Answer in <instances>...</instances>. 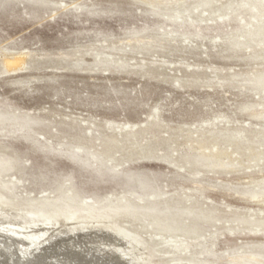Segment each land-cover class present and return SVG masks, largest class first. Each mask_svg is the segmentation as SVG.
<instances>
[{
    "label": "rangeland",
    "instance_id": "rangeland-1",
    "mask_svg": "<svg viewBox=\"0 0 264 264\" xmlns=\"http://www.w3.org/2000/svg\"><path fill=\"white\" fill-rule=\"evenodd\" d=\"M149 1L0 0L11 193L113 207L101 226L140 231L151 264L264 256V203L252 197H264V0H151L160 12ZM15 56L25 68L5 73ZM230 140L242 154L218 159L236 167L210 170L199 150ZM42 227L21 233L31 251L51 244L35 238ZM84 232L62 236L51 260L74 250L108 264L124 247Z\"/></svg>",
    "mask_w": 264,
    "mask_h": 264
},
{
    "label": "bare ground",
    "instance_id": "bare-ground-1",
    "mask_svg": "<svg viewBox=\"0 0 264 264\" xmlns=\"http://www.w3.org/2000/svg\"><path fill=\"white\" fill-rule=\"evenodd\" d=\"M149 3L153 6V9L155 11H157V12L162 11V8L160 7V5L162 4L161 1L160 2H154V1L150 0ZM238 45H240V44H238ZM25 64H26V61L22 57L15 56L13 60H10L8 58V60L6 62L5 73L6 72L10 73V71L12 72V71H18L20 69H23V68H25ZM258 84H264V75L261 77H258ZM256 116L260 117L261 119H264V111L258 112L256 114ZM1 121H2V119L0 117V122ZM118 128H120V126H118ZM239 143L240 142H238V141L234 142V141L230 140V142H228V144H227L228 147L226 146L225 148H222L219 146L218 142H212L211 145L203 147L204 149H206L207 152L199 150L198 154L204 155L205 160H207V162H206L207 166L210 168V170L228 172L229 170L234 169L236 166H234L233 164L222 162L218 158L220 156H222V154H224L226 157H228V155H230L232 157L234 155H236V156L241 155L242 153L239 151V148L234 149V147H233V144L239 146ZM250 154L251 155H255V154L257 155L259 153H256L254 150H251ZM7 156L8 157H1L0 156V237H3V238H5V240L8 241V242H4L0 239V252H1L0 253V264H19V263L14 262L15 251H16V253L20 254L19 256L24 255L26 253L31 254L32 253L31 249L33 247L30 249V246H28L27 243H24L25 242L24 237H26V236L23 235L24 236L23 237L21 233L25 229H28V228L31 229V227L33 229V227H35V226L38 227L39 225L43 226L44 228H48V229L51 228L52 232H47V230H48L47 229L46 231H43L41 233V235H39L37 233V236L38 235L39 236L35 237V238H37L38 241L40 238L43 241H47V240L50 241L52 238H54V237L56 238L57 236H60V234H63L66 236L69 234L70 236H73L74 234H77L80 230L84 232L86 230L96 229L99 232H103V233L108 234L109 236H112L116 240V241H114V243L119 242V244H120V242H121V244H123V246H124L123 248L120 246L114 245V247L111 248L110 250L113 252V254L118 256V258L120 260H122L125 264H151L148 262V258H149L150 254L146 248L147 243L145 244V242L142 240V238L140 236V231H138V230L134 231L131 229H127L125 227L123 228V230L122 229L121 230H113V229H109L105 226H101L100 223L102 220L103 221L104 220L111 221L114 219V216L117 214L118 211L113 210L112 209L113 207H108V208L97 207V205H96L97 202L88 201L87 199L84 200L82 202V205H80V206H75L74 204L69 203L67 201L62 202L59 199V197H57L55 199L28 198L24 201L16 200V197L12 195L11 190H10V186L14 183V181L12 178L7 179V177H9L11 175V172L15 168H14V164L12 162L11 156L10 155H7ZM235 160L238 162V164L242 163V161L240 159H238V157H236ZM263 187H264V183H263ZM252 197H254V200L264 203V197L262 199V198H260L261 196L256 195V194L253 195ZM127 205H129V204H127ZM127 205L125 207H123V209H125V211H127V209H129V206H127ZM263 222H264V217H263ZM252 231L258 232V233L260 232V230H257V229H252ZM32 232H35V230ZM32 232H31V234H32ZM34 234L36 235V233H34ZM133 234L135 237H133ZM150 234L153 237L157 233L151 232ZM85 235H87V233ZM29 236H31L30 231H29ZM32 237H34V236H32ZM89 238H91V237H89ZM37 239H35V240H37ZM90 240H92V239H90ZM28 241H26V242H28ZM80 241L78 240L77 242H80ZM40 242H38V243H40ZM42 242H41V244L43 245ZM112 242H113V240H112ZM33 243H35V242L33 241ZM89 243H91V241ZM29 244H31V243H29ZM67 244H69V243H67ZM73 244H74V242H73ZM86 244H87V241H86ZM99 244H101V243H99ZM70 246L71 245L69 244V249H70ZM43 247H44V245H43ZM43 247H41L42 249H39L38 247H36L37 250L39 249V251H37V252H40V253L38 255L39 257L37 255L32 256V258H33V259H31L32 264H46V263L50 264V261H49L50 256H48V254L50 252L47 250L45 251V249H43ZM79 247H80V245H79ZM98 247H100V246H98ZM98 247H97L98 250L99 249L102 250L101 248H98ZM34 249H35V247H34ZM65 250H64V252H65ZM92 250L93 249H91V252L93 253L95 250L94 251H92ZM33 251H35V250H33ZM61 253L63 254V251H61ZM99 255H101V254H99ZM97 256L98 255H96V257ZM105 257H107L106 254H105ZM53 259H54V257H53ZM107 259H108V257H107ZM100 261H101V259H100ZM22 262H24V261H22ZM28 262H30V261H28ZM230 264H264V256L256 255V254H246V255L241 254V255H238L237 257L233 258V259L231 258Z\"/></svg>",
    "mask_w": 264,
    "mask_h": 264
},
{
    "label": "water",
    "instance_id": "water-1",
    "mask_svg": "<svg viewBox=\"0 0 264 264\" xmlns=\"http://www.w3.org/2000/svg\"><path fill=\"white\" fill-rule=\"evenodd\" d=\"M79 232H82L81 230ZM78 232V233H79ZM69 235V234H68ZM106 236L110 237L113 241H116L112 236H109L108 234H105ZM2 236V235H1ZM62 236H64L63 234H60V236H57L56 238H52L50 241H51V244L44 248L45 251H49L50 253L48 254V256H50V264H76V262H79V264H103V263H100L99 261H95L91 258L88 257V255H81L80 253H76L73 251H71V255L68 251L70 250H67V253L69 254L70 257L66 258V261H63L61 263H58V262H55L54 260H51L52 258V254L53 253H59L60 251H64L62 245H61V241L59 240ZM0 239L4 242H8L7 240H5V238L3 237H0ZM7 239V238H6ZM9 240V239H8ZM38 251V250H37ZM36 250L35 251H31L32 253H26L24 255H21L19 256L20 254L14 253V262L16 263H19V264H32L31 263V259L33 255H39L40 252H37ZM99 250L97 249L96 250V253L98 252ZM38 254H37V253ZM1 253V252H0ZM109 255L111 257V262L108 263V264H125L122 260H120L118 258V256H116L115 254H113V252L111 250H109ZM72 256H74L73 258L75 259H72ZM39 257V256H38ZM24 261V262H22ZM30 261V262H28ZM47 264V263H46ZM105 264V263H104Z\"/></svg>",
    "mask_w": 264,
    "mask_h": 264
}]
</instances>
